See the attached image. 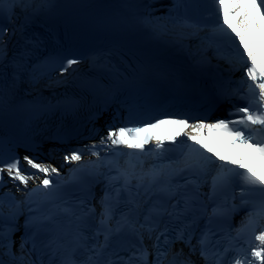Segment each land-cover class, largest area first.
<instances>
[{
    "label": "snow or ice",
    "instance_id": "obj_1",
    "mask_svg": "<svg viewBox=\"0 0 264 264\" xmlns=\"http://www.w3.org/2000/svg\"><path fill=\"white\" fill-rule=\"evenodd\" d=\"M20 0H0V12L3 11L5 4L9 5V11L14 15ZM218 12V26L220 31L229 36L233 42L238 41L236 51L238 53L241 66L244 67L245 87L247 95L242 97L246 101V105L238 107L236 114L238 119H219L215 122H205L199 120L195 123H190L186 118H175L167 116L160 118L154 122L145 123L143 126L137 127H115L109 128L107 134L101 138L99 145L92 144L87 146V151L91 155L100 156V152L96 151L100 146L107 145L109 148L122 147L132 150L128 153L129 156H134L139 153H144L146 145L155 142L156 150L165 148V141L172 144H177L178 137H186V140L179 141L180 144H187L192 151L198 152L206 164L219 163V172L217 179L231 183L238 178L241 185L249 190H258L264 194V52L260 54L259 63L257 55L251 47L245 43V36L252 34V25L255 24L256 30L264 33V25L258 22L264 21V0H214ZM238 17L237 23L234 26L231 19ZM5 30L0 25V59L4 58L6 53V42L4 39ZM76 59H68L62 71L67 73L73 65L78 64ZM231 115V114H230ZM216 132L225 137L226 147L224 154L216 151L213 144L201 139L206 133ZM245 147L248 151L245 153L234 152L233 149ZM152 151V149H148ZM212 153L213 155H208ZM260 161L255 163L256 159ZM68 163L81 162L83 152L81 150H73L63 157ZM23 162L31 169L36 170V173L43 174L40 178L36 173L28 174L21 166ZM16 157L9 163H4L0 166V185L5 183V174L12 182L17 183V191L28 188L30 181H38L36 186L26 193V196H31L35 192H44L47 194L50 190L56 187L54 178L61 175L60 170L50 164L37 162L36 159L30 156L23 158ZM246 160H251L253 163H246ZM91 163V161L89 162ZM123 175V174H122ZM58 183V181H57ZM130 179L125 176L122 188H127ZM215 183V182H214ZM121 189L115 190V196L118 199ZM243 191L241 195H243ZM108 198L106 194L105 199ZM15 199V197H13ZM111 209L105 205V211L101 213V224H105L110 218ZM2 215V213H0ZM28 221H25V227H28ZM135 226H133L134 228ZM141 227H144L141 225ZM244 228H250L253 235L248 241V249L243 256H234L228 264H264V201L261 202L258 208L248 214L244 222ZM257 228L259 229L257 231ZM156 229L149 226L148 232L151 234ZM164 232L156 236L154 247L156 249V257L153 262L148 260V249L143 244V236L140 238V248L137 249L139 255L135 259H130L127 264H164L167 259V253L171 249V244L178 239L186 243L189 247L190 254L199 251L209 264H224V259L219 252L212 253V259L209 260V234L203 233L198 241L199 248L193 245L189 234L181 232L175 236L172 241H168L167 237L163 241L168 247L161 251L160 236H164ZM3 238V233H0V239ZM151 239V235H149ZM108 236L105 235L107 242ZM26 239L22 240L21 250L23 252ZM225 253L228 249L223 250ZM183 250L176 253L169 264H193L189 257L183 256ZM23 259V256H21ZM92 260L90 256L88 258ZM3 264V261H0Z\"/></svg>",
    "mask_w": 264,
    "mask_h": 264
},
{
    "label": "bare ground",
    "instance_id": "obj_2",
    "mask_svg": "<svg viewBox=\"0 0 264 264\" xmlns=\"http://www.w3.org/2000/svg\"><path fill=\"white\" fill-rule=\"evenodd\" d=\"M158 8H159V6H158ZM158 9H156V11H157ZM203 64H208L206 61L203 63ZM41 101H42V98L40 99ZM35 103H36V109L39 111H42L41 110V102L38 100V99H36L35 100ZM155 120H157V119H160V118H162V116H154L153 117ZM151 169H148L147 171H150ZM177 171V170H176ZM169 177L172 179L173 177H172V175L169 173ZM173 180V179H172ZM91 207H93V206H91V205H89L88 206V208L89 209H91ZM76 227H72V229H75ZM77 230H80V229H78L77 228ZM54 232H56V235H55V237L53 238V240H51L52 242H50V246H49V249H50V252H57V250H58V247H59V243L61 242V231H57L56 229H54L53 230ZM123 232H126V231H124V230H121V229H119L118 230V233H119V235H120V237H122V234H123ZM83 238H88L87 236H86V234H83V236H82ZM128 238V237H127ZM148 260L150 261V262H152L151 260H150V258L148 257Z\"/></svg>",
    "mask_w": 264,
    "mask_h": 264
}]
</instances>
